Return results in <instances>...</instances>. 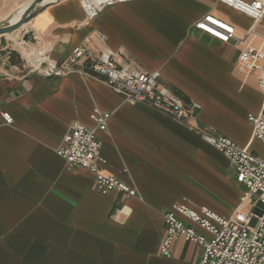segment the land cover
<instances>
[{
  "label": "crops",
  "instance_id": "1",
  "mask_svg": "<svg viewBox=\"0 0 264 264\" xmlns=\"http://www.w3.org/2000/svg\"><path fill=\"white\" fill-rule=\"evenodd\" d=\"M33 0H0V20ZM213 14L242 37L248 15L217 0H134L87 19L80 0H56L0 36V264H195L202 246L179 235L160 252L165 213L176 203L229 217L245 187L229 159L197 131L143 104H131L101 77L45 78L15 65L13 50L37 48L62 61L78 46L120 50V62L159 71L160 81L201 110L193 124L253 148L249 114L264 96L244 45L222 42L195 24ZM264 32V18L258 27ZM26 31L35 43L24 44ZM102 35L104 38H100ZM259 43L256 40L255 44ZM95 107L112 113L100 131L105 169L138 194L95 189L96 174L70 168L58 153L70 124L92 128ZM9 112L13 124L2 113Z\"/></svg>",
  "mask_w": 264,
  "mask_h": 264
},
{
  "label": "built area",
  "instance_id": "2",
  "mask_svg": "<svg viewBox=\"0 0 264 264\" xmlns=\"http://www.w3.org/2000/svg\"><path fill=\"white\" fill-rule=\"evenodd\" d=\"M87 19L97 17L105 8L134 0H80ZM251 17L254 26L239 37L236 27L213 14L205 15L195 26L222 42L244 45L240 58L250 71L258 72L257 84L264 96V32L258 30L264 18V0H217ZM100 38H104L99 35ZM256 40L259 43L255 44ZM29 71L42 77H62L79 72L101 77L131 104L149 106L199 133L209 144L220 150L230 161L237 180L245 187L240 204L229 217L209 208L198 209L186 202L176 203L165 213L166 233L160 246L162 255L169 256L175 237L183 235L202 246L201 258L195 264H264V159L249 148L239 146L230 137L192 123L201 110L197 102H186L160 81L159 71H145L120 62L121 51L109 47L101 52L84 46L76 47L62 61L37 48L19 50ZM112 113L95 107L90 128L73 121L62 139L58 153L70 168H83L96 174L95 189L102 194L118 190L136 196L135 186L106 171L107 159L102 154L100 131H106ZM6 124H13L9 112L2 113ZM253 137L264 144V102L258 113L249 114ZM252 204L250 212L244 208Z\"/></svg>",
  "mask_w": 264,
  "mask_h": 264
},
{
  "label": "water",
  "instance_id": "3",
  "mask_svg": "<svg viewBox=\"0 0 264 264\" xmlns=\"http://www.w3.org/2000/svg\"><path fill=\"white\" fill-rule=\"evenodd\" d=\"M54 1L56 0H33L8 17L0 20V36L19 30L30 20H32L45 6ZM23 40L25 45L28 42L35 43L36 39L34 37L33 31H26L23 36ZM11 54L14 64L21 65L22 55L20 51L13 50Z\"/></svg>",
  "mask_w": 264,
  "mask_h": 264
},
{
  "label": "rangeland",
  "instance_id": "4",
  "mask_svg": "<svg viewBox=\"0 0 264 264\" xmlns=\"http://www.w3.org/2000/svg\"><path fill=\"white\" fill-rule=\"evenodd\" d=\"M251 151L257 155L259 158L264 159V144L260 142L259 140H256L253 148ZM252 208V204H249L247 207L244 208L245 212H250Z\"/></svg>",
  "mask_w": 264,
  "mask_h": 264
},
{
  "label": "bare ground",
  "instance_id": "5",
  "mask_svg": "<svg viewBox=\"0 0 264 264\" xmlns=\"http://www.w3.org/2000/svg\"><path fill=\"white\" fill-rule=\"evenodd\" d=\"M47 1H50V0H47Z\"/></svg>",
  "mask_w": 264,
  "mask_h": 264
}]
</instances>
